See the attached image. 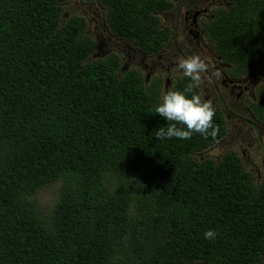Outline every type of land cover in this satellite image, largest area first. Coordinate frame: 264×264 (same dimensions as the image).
<instances>
[{"label":"trees","instance_id":"1","mask_svg":"<svg viewBox=\"0 0 264 264\" xmlns=\"http://www.w3.org/2000/svg\"><path fill=\"white\" fill-rule=\"evenodd\" d=\"M68 1L0 0V264H264V180L231 151L206 156L222 117L215 139H156L163 79L94 59ZM77 1L146 53L167 41L168 0ZM227 1L213 47L241 72L264 65V0ZM253 111L264 124V88ZM54 184L56 201H39Z\"/></svg>","mask_w":264,"mask_h":264},{"label":"flooded vegetation","instance_id":"2","mask_svg":"<svg viewBox=\"0 0 264 264\" xmlns=\"http://www.w3.org/2000/svg\"><path fill=\"white\" fill-rule=\"evenodd\" d=\"M76 1L77 14L88 21L87 32L96 45L92 57L103 60L113 55L118 57L121 70H135L148 85L155 78L163 79L161 102L163 96L171 91L177 79H185L178 70L179 57L200 55L210 64L212 70L219 69L221 77L205 81L194 89V95L203 100H211L225 124V135L206 154L215 148H223L219 155L211 158L219 159L224 149L229 146L238 147L240 155L233 152L241 161L245 170L255 183L264 180V124L257 118L253 106L260 100V91L264 88V65L241 72L226 62L215 50L208 37V30L216 14L220 10L229 11L232 2L227 0H168L170 8L157 14L160 26L166 30V43L146 53L129 40H121L106 26L103 19V8L98 4ZM263 175V177H262ZM264 260V256H263Z\"/></svg>","mask_w":264,"mask_h":264},{"label":"clouds","instance_id":"3","mask_svg":"<svg viewBox=\"0 0 264 264\" xmlns=\"http://www.w3.org/2000/svg\"><path fill=\"white\" fill-rule=\"evenodd\" d=\"M177 67L184 77L190 82L183 92L168 91L162 102L155 107L154 112L166 119L167 127H161L155 133L158 140L171 139L173 137L188 140L194 134H200L204 139H215L219 133L218 125L213 123L215 108L211 100H203L200 95H192L194 89L202 86L205 81H211L213 77L219 79V69L212 70L210 64L200 55H190L187 58L179 57ZM179 125V127H178ZM217 233L208 230L204 233V239L215 241Z\"/></svg>","mask_w":264,"mask_h":264},{"label":"rangeland","instance_id":"4","mask_svg":"<svg viewBox=\"0 0 264 264\" xmlns=\"http://www.w3.org/2000/svg\"><path fill=\"white\" fill-rule=\"evenodd\" d=\"M75 6H76V1L75 0H69L68 1L67 8L72 10V12L74 11ZM93 58L94 59H98V58H95V57H93ZM231 144L229 146H227L224 149V151L225 152L226 151H234L235 153L240 155V149L238 147L235 148L234 146H231ZM222 149L223 148H215V149L211 150L208 153V155L211 156V157L217 156V155H219V153H220V151ZM262 174L264 175V173H262ZM263 175H262V177H263ZM59 188H60V184H54V185H51V186H49L47 188H44V189L40 190L38 192L39 201L44 202V203H53L54 201H56V192L59 191Z\"/></svg>","mask_w":264,"mask_h":264}]
</instances>
